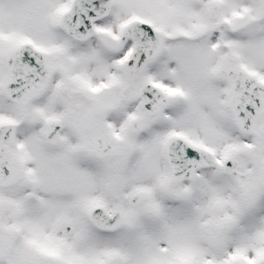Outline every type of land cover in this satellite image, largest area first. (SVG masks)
<instances>
[{
  "label": "snow or ice",
  "instance_id": "snow-or-ice-1",
  "mask_svg": "<svg viewBox=\"0 0 264 264\" xmlns=\"http://www.w3.org/2000/svg\"><path fill=\"white\" fill-rule=\"evenodd\" d=\"M0 264H264V0H0Z\"/></svg>",
  "mask_w": 264,
  "mask_h": 264
}]
</instances>
